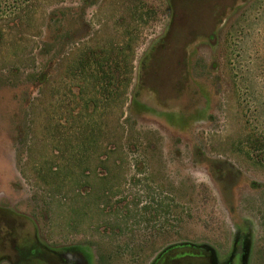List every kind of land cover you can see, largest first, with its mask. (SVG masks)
Here are the masks:
<instances>
[{
    "label": "rangeland",
    "instance_id": "374dc122",
    "mask_svg": "<svg viewBox=\"0 0 264 264\" xmlns=\"http://www.w3.org/2000/svg\"><path fill=\"white\" fill-rule=\"evenodd\" d=\"M32 10L29 28L0 39V248L150 264L169 247L226 252L242 229L251 264H264V0H37ZM59 10L70 37L38 57L44 14ZM128 39L138 46L120 112L73 63ZM121 123L149 147L101 164ZM89 138V162H68Z\"/></svg>",
    "mask_w": 264,
    "mask_h": 264
},
{
    "label": "trees",
    "instance_id": "16d2710c",
    "mask_svg": "<svg viewBox=\"0 0 264 264\" xmlns=\"http://www.w3.org/2000/svg\"><path fill=\"white\" fill-rule=\"evenodd\" d=\"M37 0H0V39L9 36L14 28L24 29L31 26V22L39 17L37 10H32ZM51 1V0H42ZM54 13H57L55 16ZM45 22L42 27L38 57L46 58L51 54L52 46H64L69 39L70 35L63 22L65 18L64 10L55 11L53 13L44 14ZM56 18H55V17ZM57 22V26H53L52 23ZM129 38V37H128ZM138 38V34L135 36ZM132 39L120 42L117 48H110L105 50L103 54H96L95 51L85 52L80 54L73 63V68L85 77L87 85L91 86L92 91L96 95L102 94L104 101L107 100H120V112H122L123 105L125 104L127 90L132 81V75L134 71V56L135 50L138 46V42H132ZM116 50V53H115ZM128 52V53H126ZM126 53V54H125ZM111 54V56H110ZM37 79L39 84L45 85L48 81V75L40 72L34 76V80ZM80 96V95H79ZM94 103V99L90 101ZM92 112H96L98 106L94 103L92 105ZM86 110V108L84 109ZM79 114V113H77ZM105 125V124H104ZM120 126V127H119ZM119 135L116 141L107 147L108 152L104 153V158L101 164L106 165L108 163L107 158L117 154L120 149L127 148L130 150H142L149 147L144 138H132L124 133V125L119 124ZM94 138H89L85 142H82L77 146L78 153L71 154L68 158V162L71 163H88L90 155L85 152L96 145ZM104 147L107 146V140L103 141ZM84 149L79 151L80 147ZM80 152V153H79ZM70 159V160H69ZM123 162V161H121ZM115 163V161L113 162ZM110 170V169H109Z\"/></svg>",
    "mask_w": 264,
    "mask_h": 264
},
{
    "label": "flooded vegetation",
    "instance_id": "af4514ba",
    "mask_svg": "<svg viewBox=\"0 0 264 264\" xmlns=\"http://www.w3.org/2000/svg\"><path fill=\"white\" fill-rule=\"evenodd\" d=\"M42 245H9L0 248V264H86L77 257L55 255ZM264 246L258 256L264 257ZM169 247L157 254L150 264H251L252 246L248 231L239 229L226 252L207 246L186 250Z\"/></svg>",
    "mask_w": 264,
    "mask_h": 264
}]
</instances>
